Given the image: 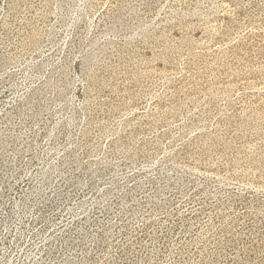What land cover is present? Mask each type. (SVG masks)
<instances>
[{
  "label": "rangeland",
  "instance_id": "obj_1",
  "mask_svg": "<svg viewBox=\"0 0 264 264\" xmlns=\"http://www.w3.org/2000/svg\"><path fill=\"white\" fill-rule=\"evenodd\" d=\"M0 264H264V0H0Z\"/></svg>",
  "mask_w": 264,
  "mask_h": 264
}]
</instances>
